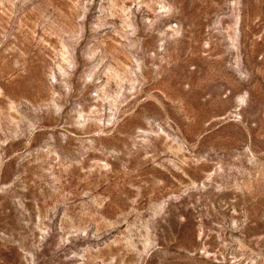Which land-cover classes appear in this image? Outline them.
Returning a JSON list of instances; mask_svg holds the SVG:
<instances>
[{"label":"rangeland","instance_id":"obj_1","mask_svg":"<svg viewBox=\"0 0 264 264\" xmlns=\"http://www.w3.org/2000/svg\"><path fill=\"white\" fill-rule=\"evenodd\" d=\"M0 264H264V0H0Z\"/></svg>","mask_w":264,"mask_h":264}]
</instances>
